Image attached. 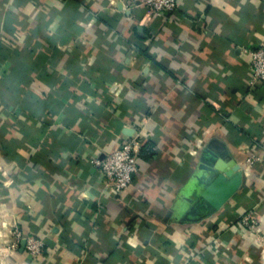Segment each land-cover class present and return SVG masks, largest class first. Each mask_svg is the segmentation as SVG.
<instances>
[{"label":"crops","instance_id":"obj_1","mask_svg":"<svg viewBox=\"0 0 264 264\" xmlns=\"http://www.w3.org/2000/svg\"><path fill=\"white\" fill-rule=\"evenodd\" d=\"M0 0V264H264V0ZM134 130L127 136L124 130ZM141 136L121 195L93 160ZM234 161L243 181L215 210L201 192ZM44 243L16 254L10 230Z\"/></svg>","mask_w":264,"mask_h":264},{"label":"built area","instance_id":"obj_2","mask_svg":"<svg viewBox=\"0 0 264 264\" xmlns=\"http://www.w3.org/2000/svg\"><path fill=\"white\" fill-rule=\"evenodd\" d=\"M143 9L147 16L168 15L178 8V0H138L126 8L127 11ZM251 56L250 77L248 86L255 87L264 84V47L247 51ZM142 149L141 136L131 137L120 143L112 152L93 160L94 166L100 171L105 181V188L113 195H121L132 184L133 176L138 172ZM263 156L250 155L246 159V166L252 168L263 160ZM242 227L255 236L259 246L264 245V235L260 231L259 220L254 212H248L241 217ZM13 238L8 250L16 254L19 243L25 241V250L30 258L42 256L44 243L41 239L24 236L17 226L10 230ZM190 264V262L188 263Z\"/></svg>","mask_w":264,"mask_h":264},{"label":"water","instance_id":"obj_3","mask_svg":"<svg viewBox=\"0 0 264 264\" xmlns=\"http://www.w3.org/2000/svg\"><path fill=\"white\" fill-rule=\"evenodd\" d=\"M133 131L126 129L124 133L131 136ZM213 170L222 176H218L212 185L204 187L201 192V199L205 200L215 210H220L240 188L243 173L240 165L236 162H225L222 159L217 160ZM22 244L25 245V241Z\"/></svg>","mask_w":264,"mask_h":264}]
</instances>
